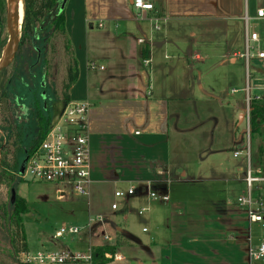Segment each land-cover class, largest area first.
<instances>
[{
	"label": "crops",
	"instance_id": "0c3cea01",
	"mask_svg": "<svg viewBox=\"0 0 264 264\" xmlns=\"http://www.w3.org/2000/svg\"><path fill=\"white\" fill-rule=\"evenodd\" d=\"M144 1L153 8L134 0H67L63 9L79 68L70 102L90 104L91 182L87 204L79 201L82 224L56 230L46 251L106 248L119 256L102 264H264L250 254L263 240L264 220L252 222L238 205L248 146L251 152L248 92L225 107L190 62L201 60L192 55L200 41H210L221 49V66L243 60L256 91L249 96L263 98L264 18L257 10L264 0ZM251 19H258L250 31L258 40L247 57ZM191 99L219 103L210 107L209 124L190 120L184 104ZM130 188L134 194L116 196ZM57 192L59 200L66 196ZM97 216L102 221H90Z\"/></svg>",
	"mask_w": 264,
	"mask_h": 264
},
{
	"label": "trees",
	"instance_id": "16d2710c",
	"mask_svg": "<svg viewBox=\"0 0 264 264\" xmlns=\"http://www.w3.org/2000/svg\"><path fill=\"white\" fill-rule=\"evenodd\" d=\"M62 1L23 0L24 22L15 58L23 48L24 55L20 62L16 63L14 58L0 72V170H4L3 174L19 171L21 162L35 154L55 117L70 102V89L77 81L79 68L66 30L65 13L58 8ZM2 15L1 6L0 22ZM57 43L63 46L66 60L67 72L62 82L56 75L59 64L54 62ZM250 113L251 164L264 174V146H257V154L252 149V137L261 136L264 140V97L253 98ZM23 200L17 193L14 201L11 196L7 214L10 224L15 226L13 243L22 241L21 250L28 251L25 233L21 234L23 214L29 211ZM105 250H95V264L103 263Z\"/></svg>",
	"mask_w": 264,
	"mask_h": 264
},
{
	"label": "rangeland",
	"instance_id": "374dc122",
	"mask_svg": "<svg viewBox=\"0 0 264 264\" xmlns=\"http://www.w3.org/2000/svg\"><path fill=\"white\" fill-rule=\"evenodd\" d=\"M256 2L262 4L263 0H256ZM1 6L3 8V15L0 22V58L4 51V45L9 39L6 29L7 1L0 0ZM60 6L61 4L58 5L59 9ZM257 23L258 19L250 20L249 32L255 29V24ZM21 36L22 29L20 31V39ZM197 49L193 50L192 55L199 54L201 60L190 58V62L195 68V74L199 77V82L203 84L205 89L209 92L212 91L220 101L222 100L225 103V107L229 102L233 103L234 99L239 95L245 97V93L247 92L249 94H255V90L249 89L250 86L254 85V80L247 76V70L242 59L238 60L236 67H228V65L221 66V49L219 51L217 49L213 50V47L210 46V41L206 43L200 41ZM24 50L23 48L18 58H15L16 63L21 61ZM57 50L58 52L55 54L54 62L55 65L59 64V70L56 72V75L58 81L62 82L67 70L65 65L66 60L64 59V48L60 43H57ZM243 50L245 51V48ZM239 86L241 87V91L237 90L235 93L233 89H237ZM208 100L195 101L191 99L190 102L184 104L190 109V120L193 121V124L200 125L205 122L209 124L210 107H217L219 103L216 101L210 103V99ZM58 105L59 107L62 106L60 103ZM224 112L227 114L226 109ZM215 114L223 116V111L220 113L216 112ZM258 145L264 146V140L261 136L255 135V138L252 137L253 153L257 154ZM213 159L210 158V160ZM220 161L222 160L215 158L213 163L220 165ZM221 165L224 166V162ZM207 166H209L208 163ZM210 170L212 171V169ZM3 172V169L0 170V264L24 263L22 261L24 253H36L38 251H46V249L51 250L53 246L50 237L56 230L61 229L65 231V227L68 230L73 225L82 224L83 218L86 217V211L82 209L84 206L81 207V202L79 201L83 199L84 204H87L88 197L78 196L73 191L67 189L64 184L36 181L30 177L23 178L19 175V171L12 172L11 175L3 174ZM240 188L245 195L248 193L246 184L241 183ZM12 189H15V193L24 199V204L29 209L27 213L23 214L21 233H25L28 251L21 250L23 245L22 241H19V243L15 242V244L12 241L15 234V226L12 223L10 224L7 214V211H10L9 202L12 196ZM62 189L66 191V196L62 200H59L57 191ZM69 236H72V234Z\"/></svg>",
	"mask_w": 264,
	"mask_h": 264
},
{
	"label": "built area",
	"instance_id": "2783aa9c",
	"mask_svg": "<svg viewBox=\"0 0 264 264\" xmlns=\"http://www.w3.org/2000/svg\"><path fill=\"white\" fill-rule=\"evenodd\" d=\"M134 5L138 8L149 10L153 8L152 3L144 0H134ZM258 18H264V6L257 10ZM257 32H247V52L249 56L250 41H257ZM259 57H264V52L259 53ZM148 64L149 60H145ZM258 99V98H257ZM253 98L247 93V122L250 134L251 125V102ZM89 111L88 102H70L52 122L51 128L38 147L35 154L27 159L23 178H32L36 181L52 182L64 184L67 189L73 191L78 196H88L90 186V156H89ZM249 164L246 172V184L248 193L238 198V205L247 210L252 222H262L264 220V174L260 168H253L251 164L250 146L247 147ZM240 152L236 151L238 155ZM64 194L65 190H60ZM134 188H130L126 193L117 191L116 196L134 194ZM152 197H159L165 201L169 200L168 195L159 196L156 192H151ZM117 209V204L112 205ZM102 221L101 216H97L90 221ZM77 231V229H74ZM250 254L258 259L264 258V231L263 240L250 249ZM105 259L114 260L119 258L111 252L104 253ZM26 264H92L94 261V251H39L36 253H24L23 260Z\"/></svg>",
	"mask_w": 264,
	"mask_h": 264
},
{
	"label": "water",
	"instance_id": "95a60500",
	"mask_svg": "<svg viewBox=\"0 0 264 264\" xmlns=\"http://www.w3.org/2000/svg\"><path fill=\"white\" fill-rule=\"evenodd\" d=\"M6 29L9 36L7 44L9 45L8 54L0 61V72L7 68L14 60L16 53L19 48L20 42V31L22 29V24H19V7L18 0H6ZM67 0H63L60 6V11H63ZM23 23V20H22ZM2 58V57H1ZM27 159L21 163L19 174L23 175L26 168ZM12 201H14L16 193L15 189L11 190Z\"/></svg>",
	"mask_w": 264,
	"mask_h": 264
},
{
	"label": "bare ground",
	"instance_id": "6f19581e",
	"mask_svg": "<svg viewBox=\"0 0 264 264\" xmlns=\"http://www.w3.org/2000/svg\"><path fill=\"white\" fill-rule=\"evenodd\" d=\"M18 7H19V24H22V20L24 18V5H23V2L22 0H18ZM24 22V21H23ZM9 52V45L6 44V46L4 47V51H3V54H2V58H0V61L8 54Z\"/></svg>",
	"mask_w": 264,
	"mask_h": 264
}]
</instances>
